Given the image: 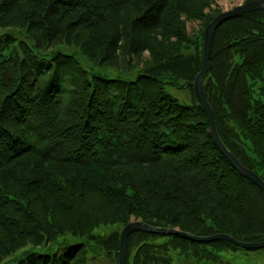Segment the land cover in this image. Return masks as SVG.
<instances>
[{"label":"trees","instance_id":"16d2710c","mask_svg":"<svg viewBox=\"0 0 264 264\" xmlns=\"http://www.w3.org/2000/svg\"><path fill=\"white\" fill-rule=\"evenodd\" d=\"M209 5L0 0V264H88L100 253L118 264L122 229L139 218L264 240V191L218 149L195 96L205 28L220 12ZM213 40L203 84L221 139L264 180V9L223 22ZM64 45L117 75L86 69ZM127 242L126 264H174V251L230 264L221 255L239 250L264 264V247L228 240L138 228Z\"/></svg>","mask_w":264,"mask_h":264},{"label":"water","instance_id":"95a60500","mask_svg":"<svg viewBox=\"0 0 264 264\" xmlns=\"http://www.w3.org/2000/svg\"><path fill=\"white\" fill-rule=\"evenodd\" d=\"M264 9V0H252L250 2L239 4V6L222 11L214 17V19L206 25V31L204 35V45H203V58H202V67L199 70L195 80H194V91L195 95L197 96L198 100L200 101L201 105L204 107L206 115L209 121V128L212 134L213 139L216 142V145L219 150H221L222 154L230 161L232 166L239 171L243 176L247 177L251 181H253L256 185L258 184L260 188L264 191V180L263 178L256 173L254 170L250 169L248 166H245L241 160L232 152L231 149L227 146L224 139H221L219 129L217 128L216 118L214 117L213 108L209 103V100L204 92V84L203 79L207 74L210 68V55L211 49L214 42L215 34L218 30V26L223 22L227 21L230 18H236L240 15L250 13L252 11H261ZM138 228L150 230L156 233H163V234H178L190 240H197L201 242H210L216 239H223L232 242L236 246H241L243 248H256L260 249L264 247V240L260 242H253V241H242L240 239H236L235 237L231 236L230 234H223V233H216L215 235L211 236H200L197 234H191L185 230H180L176 227H157L152 224H148L147 222L143 221L142 219L132 220L122 229V233L120 236V249H119V262L118 264H126L127 262V239L128 236Z\"/></svg>","mask_w":264,"mask_h":264},{"label":"rangeland","instance_id":"374dc122","mask_svg":"<svg viewBox=\"0 0 264 264\" xmlns=\"http://www.w3.org/2000/svg\"><path fill=\"white\" fill-rule=\"evenodd\" d=\"M244 1L245 0H210V5L207 6V8L205 9V12H208V13H215L217 11L222 12V11L237 7V6H239V4L246 3ZM202 26H203V20L197 18V19H195V21L190 20L187 23V30H189L190 32L194 33V32H196L198 30H201ZM19 36H21L22 39L30 42V39L26 38L25 36H23V35H19ZM62 50L65 51V52H68L69 54H73L74 56H76L79 59L81 65L83 67H85L86 69H88V70L95 71L96 73H100V74L105 75V76H109V75L110 76H115V75H117L116 71L113 72L110 69L108 70L103 65L93 64V62L90 61L87 57H85L76 47H72V46H69V45H64ZM148 55L149 54H147V52L144 53L143 61L145 59H147ZM178 95L181 96V97L183 96L182 99H187V100L191 99L190 93L186 92L184 90L182 92L179 91ZM105 228H107V230H105L107 232H110L113 229H116L115 226H105V227H103V229H105ZM100 230H102V228H98L96 231H100ZM80 240L81 239H79V238L72 237V239L70 241L76 242V241H80ZM62 241L63 240H61L58 244H60ZM58 248H59V245H57L55 243L53 249L49 250L46 247L40 246L37 250L38 251L39 250H41V251H43V250L45 251L46 250V251L51 252V251L58 250ZM118 254H120L119 251H118ZM173 254H174V260H173L174 264H200V262H201V264H219L218 261L214 262V261L208 260V261L205 262V261H197V260H195L193 258H187L186 260L185 259L181 260V258H183L184 256H179L176 251H174ZM255 254H259V253L258 252H253V251H249V252L246 253L243 250H239L238 252H228V253L222 254L221 255L222 256L221 259L226 261V262H229L230 264H251V263L255 262V260H256V258L254 256ZM262 261L263 260H261V262ZM88 264H113V260L109 256L100 253V255H98V257H95L94 259H90Z\"/></svg>","mask_w":264,"mask_h":264},{"label":"bare ground","instance_id":"6f19581e","mask_svg":"<svg viewBox=\"0 0 264 264\" xmlns=\"http://www.w3.org/2000/svg\"><path fill=\"white\" fill-rule=\"evenodd\" d=\"M253 12V11H252ZM247 14V13H246ZM206 31V30H205ZM190 32V31H189ZM191 34H193V32H190ZM196 96V95H195ZM207 96V95H206ZM211 105V104H210ZM213 108V107H212ZM213 113H214V111H213ZM103 227H105V226H103ZM103 227H101L102 228V230H100V231H97V232H104L105 230H107V228H105V229H103ZM176 228H178V227H176ZM98 229V228H97ZM96 229V230H97ZM179 229V228H178ZM181 230V229H180ZM183 230V229H182ZM186 231V230H185ZM107 232V231H106ZM216 234V233H215ZM224 234V233H223ZM176 235H178V234H176ZM181 236V235H180ZM207 236H211V235H207ZM220 240H223V239H220ZM197 241V240H196ZM236 246V245H235Z\"/></svg>","mask_w":264,"mask_h":264}]
</instances>
